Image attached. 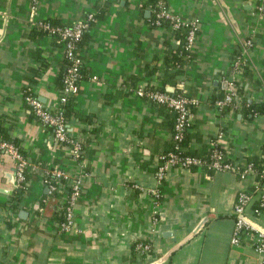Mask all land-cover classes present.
<instances>
[{
  "label": "crops",
  "instance_id": "1",
  "mask_svg": "<svg viewBox=\"0 0 264 264\" xmlns=\"http://www.w3.org/2000/svg\"><path fill=\"white\" fill-rule=\"evenodd\" d=\"M105 1L0 0V121L27 159L25 188L12 211L14 160L0 151V264H262L249 236L229 242L232 205L249 178L169 165L153 201L154 166L170 131L158 106L130 87L158 84L165 41H177L165 27L146 22L149 10H140L142 0ZM166 2L171 13L196 22L190 59L175 80L197 99L191 130L199 140L192 138L190 145L198 147L222 126L221 144L232 157L254 155L264 138V112L246 116L229 108L218 113L210 98L226 88L224 76L239 51L247 70L233 72L236 87L264 104V0ZM88 12L100 13L78 50L89 76L75 96L79 114L67 120V131L81 139L83 174L73 226L60 229L42 172L74 174L77 165L68 146L25 106L23 88L38 65L34 54L41 55L43 66L29 86L45 107L54 108L53 79L62 50L46 34L29 33L46 19L72 23ZM247 37L251 45L243 53ZM155 63L156 70L144 75ZM260 191L264 175L250 204ZM248 216L264 230V205L257 214L249 209ZM137 238L151 241L147 256L132 257L130 242Z\"/></svg>",
  "mask_w": 264,
  "mask_h": 264
},
{
  "label": "built area",
  "instance_id": "2",
  "mask_svg": "<svg viewBox=\"0 0 264 264\" xmlns=\"http://www.w3.org/2000/svg\"><path fill=\"white\" fill-rule=\"evenodd\" d=\"M259 8V7H258ZM157 15L159 17H164L171 22V25L177 27L180 24H187L189 28L187 30L186 38H185V46L187 48L191 47L192 42L194 41L195 31H196V22L195 20H183L180 19L177 15L171 13L168 8H160ZM91 12L86 13V17L83 19H77L72 23H63V24H50L48 21H44L41 23L43 29L47 30L49 33H52L56 36V38L61 42V50L71 59V65L67 68V74L65 77L66 85L63 88V94L59 96V103L64 101V93L65 92H75L76 85L71 81L76 66L80 62L79 53L74 48V41L80 37L81 30L84 27V22L86 18H91ZM155 23H158L155 20ZM251 45V39L246 38L243 45V53L246 50L247 46ZM238 65V60L233 62L234 68ZM236 72V71H234ZM234 73L224 78L226 84L225 93L216 98L213 101V107L218 112L220 107L227 103H231L232 98L235 95V85L233 82ZM182 83L178 82V86H181ZM171 91H168L165 88V91H143L141 87H137L134 90V93L142 96L143 95L151 100L158 103H164L167 106L171 107L175 110L176 115L173 122V138L178 139L181 135V130L183 125L186 124L191 118V112H189V104H196L197 99L194 96H185L180 93L172 94L173 86ZM145 98V99H146ZM23 100L26 104H28L33 111L36 119L41 125H52L53 127V137L58 142H66L69 148V158L77 165V172L74 174H70L66 170L62 169H52V170H44L45 174H48V178H44L43 181L49 182V180H55L59 178H63L64 182L57 186L59 191V201L63 203V212L64 218L61 222L58 223L60 229H69L73 226V203L76 197L79 194L80 186H81V178L83 174L80 153L82 149L81 139L75 135L70 134L66 127L65 121L63 120V116L61 111L58 109L55 112H50V109L45 107L44 104L37 98L35 95L31 93H27L23 95ZM237 102H234V108H237ZM215 139L220 144L225 138L223 129H218L214 133ZM213 146L214 143H211ZM221 147L222 144H221ZM262 150L264 151V142L261 145ZM222 149L213 147L209 154L210 160L207 163H204L198 157L194 156H185L178 157L173 152H168L166 155L158 156L161 157V160L157 162L154 166V176H155V188H153V197L154 200H157L158 197V185H160L161 179L163 177V173L169 165H181L184 167H188L189 165L202 166L205 165L207 168L214 170H228L232 172L237 178L244 179L249 178V182H253V167L250 163L243 165V162L238 158L235 160H223ZM0 151L7 153L14 160V183L15 187L19 181L25 179V172L27 168V159L25 156L20 153L16 147L5 139L0 138ZM259 177L263 176V173L259 172ZM66 181V182H65ZM54 185L52 183L47 184V188L53 189ZM261 187V182L259 185H256V191H259ZM259 197H261L260 205H264V193L262 191L259 192ZM252 198V194H247L244 192V188L241 189L233 202L232 205V213H233V225L231 229V234L229 237V242L231 244H238L241 239V233L243 235H247L251 238L252 247L256 253L261 255L262 264H264V230L260 228L256 222L248 216L249 209L252 214H257L259 209H251L249 208L250 201ZM149 247L148 243L137 242L135 243L133 249L136 254L143 253Z\"/></svg>",
  "mask_w": 264,
  "mask_h": 264
},
{
  "label": "trees",
  "instance_id": "3",
  "mask_svg": "<svg viewBox=\"0 0 264 264\" xmlns=\"http://www.w3.org/2000/svg\"><path fill=\"white\" fill-rule=\"evenodd\" d=\"M105 3H106V1H105ZM139 6H140V10H142V11L145 7L149 10V14L145 19H146V22L150 26H163V27H165L166 29H168L172 33V38L174 40H176L177 42L176 43H170L168 41H165V45H164V49H163V55L161 56L162 70L157 75H155L156 79L159 78V83L158 84H152L149 82H145L143 85H133V86L131 85L130 90L134 91L137 87H141L143 91H149V90L150 91H165V87H164L165 84H169V85L173 86V92H172L173 95L175 93H180V94H183L187 97L190 96L185 92L183 85L178 86V82H175V80H177V78L180 75H182L184 66L186 65L187 61L190 59V56H191V49L187 48L185 46V38H186L187 30L189 28L188 23L187 24H180L177 27H174L171 25V22L168 19H166L164 17H159L157 15L160 8H167L166 0H142L139 3ZM98 14H100V13L92 12L91 13L92 17L85 19L84 27L81 30L80 37L74 41V48L78 53H79L78 50L81 47V44L83 43V41L87 37L88 28L90 27V25L92 24V22L94 21V19L96 18V16ZM85 17H86V14H85ZM155 20H157L158 23H155ZM44 21H48L50 24H61V23H59L53 19H46ZM44 21H41L38 24L34 25L31 29L30 33H29V36L33 37L39 33H43V34H46L50 40H52L56 44L61 45V42L56 38V36L54 34L49 33L47 30L42 28L41 23ZM248 48H249V46L246 47V49H248ZM37 51L38 50H36V52ZM34 55H36L35 57L38 60V65L31 69V77L30 76L27 77L29 80V83H28V85H26L23 88V95H25L27 93H31L32 95H35L31 91L29 85L34 82V77L37 75L38 71L43 66V57H41V55H39V54H34ZM78 55L80 57V62L76 66L75 73H74L73 77L71 78L72 79L71 81L76 85V91L73 93L65 92L64 93V96H65L64 101L61 103H59V101H58L59 96L63 94V88L66 85L65 77L67 74V68L71 65V59L69 57H67L66 55H64L63 52L61 53L60 58H59L58 71H57V73L53 79L54 88H55L56 93H57L58 103L54 108L50 109V112H55L58 109L61 111V114L63 116V120L65 121L66 129H67V120L69 119V117L70 116H76L79 114L76 107H75L76 106L75 96L80 91L81 81L88 78V76H89L86 67L82 63L80 53ZM156 59H157V54H154L152 62L154 63V61ZM235 60H238V65L236 68H234V66H233V62ZM245 63H246V61H244V59H242L239 51H236L231 57V61L229 63V71H228V73L225 74L224 77L225 78L228 77L231 74V72H234V71L244 72L245 70H247ZM156 67H157V65L155 63L149 69H144L145 70L144 75L152 74L156 70ZM134 79H136V78H134ZM233 82L235 85V95L232 98L231 103H227V104L223 105L222 107H220V109L218 110V113H222L223 111H225L229 108H233L236 111H240L241 114H244L246 116H250L253 114H258V113L264 112V104L262 101L248 99V97L242 95L239 92L238 88L236 87L234 78H233ZM225 91H226V88L223 89L222 91H220L218 94L211 96V98H210L211 104H213V101L216 98L221 97L225 93ZM142 98L145 99L146 97L143 95ZM145 100L158 106V108L161 110V114L164 117L162 123L170 131L169 138L166 141V146L159 153L158 156L166 155L168 152H173L176 156H178L180 158L185 157V156H194V157H198L199 159H201L202 162L207 163L210 160L209 154L211 152V149L213 147H217V148L222 149L221 151H222L224 161L237 159L235 157H232L226 148L221 147V144L216 141L214 135L210 136L206 142L201 143L198 147H192L190 145L191 139L193 138L194 140H199V137H198V135H196V133L194 131L191 130V127H192L191 118L186 124L183 125L180 137L178 139H174L173 138V132H174L173 122H174V118L176 115L175 110H173L171 107L167 106L164 103H158L155 101H151L147 98ZM234 102L238 103L237 108H234V106H233ZM25 106L28 108V110H30L31 114L35 117L30 106L28 104H25ZM194 106H195V104H189V112L192 113ZM44 126L48 130H50L51 133H53L52 125H44ZM218 129H222V126H219ZM0 138L5 139L7 141H10L16 147V149L19 152H22V149L20 148L18 140L15 137H11L8 134H6L5 129L1 126V121H0ZM263 142H264V138H263L262 143ZM59 143L64 144V145L67 144L66 142H59ZM211 143H214V145L212 146ZM262 143H261V145H262ZM261 145H260L258 151L254 155H252V154L248 155L247 154V155H244L243 158L239 159L240 161L243 162V165L250 163V165L253 167V177L252 178L254 181L249 182V184L247 186H245V188H244V192L247 194L248 193L252 194V195L255 194V192H256L255 187H256V185L260 184L262 177H263V176L259 177L258 174L261 171L264 175V151L262 150ZM80 156H81V153H80ZM160 160H161V157L158 158V162ZM191 166H196V165H189L188 167H191ZM200 167H202L203 169H205L207 171H212L211 169L207 168L205 165H202ZM41 178H42V182L44 183L45 186H47L48 183H52L54 185L53 189H49L48 194H49V198L51 200V208H52L51 209V215H52L53 219L57 223H59L64 218V212H63V205L64 204L59 201V198H58L59 197V191H58L57 186H59L61 183H63L64 179L59 178V179H56V181L55 180H49V182L43 181L44 178L45 179L48 178V174H45L44 172H42ZM25 183H26V172H25V179H23L22 181H19L16 184V187L12 190L11 197L9 200V205H8L10 210L15 211L19 197L21 196V194L23 193V190L25 188ZM260 202H261V197H259V193L257 192L256 198H254L250 204V208L261 210L262 205H260ZM40 205H42V203H40ZM7 222H8V220H7ZM241 234H243V233H241ZM139 241L144 242V243H148L149 247L143 253L136 254L133 247H134L135 243H137ZM130 249H131L132 257L134 254L138 255V256H143V255L147 256L149 254V252L151 251V241L147 238L134 239L130 242Z\"/></svg>",
  "mask_w": 264,
  "mask_h": 264
},
{
  "label": "water",
  "instance_id": "4",
  "mask_svg": "<svg viewBox=\"0 0 264 264\" xmlns=\"http://www.w3.org/2000/svg\"><path fill=\"white\" fill-rule=\"evenodd\" d=\"M166 89H167L168 91H171V90H172V88H171L170 86H166Z\"/></svg>",
  "mask_w": 264,
  "mask_h": 264
}]
</instances>
